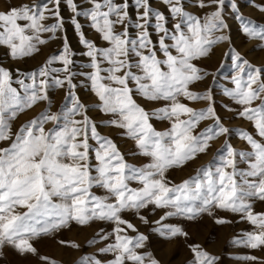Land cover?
Returning a JSON list of instances; mask_svg holds the SVG:
<instances>
[{
    "label": "snow or ice",
    "instance_id": "6c2138e0",
    "mask_svg": "<svg viewBox=\"0 0 264 264\" xmlns=\"http://www.w3.org/2000/svg\"><path fill=\"white\" fill-rule=\"evenodd\" d=\"M250 4L264 14V4ZM131 7L134 15L130 0H35L0 11V258L12 252L57 264L34 242L96 224L87 241L96 250L77 264H162L151 246L180 238L188 264H219L220 256L189 242L185 224L205 217L245 223L230 243L264 250V64L236 49L228 18L262 48L264 23L245 16L236 0H132ZM66 19L85 58L79 70ZM221 44L228 51L209 68L205 61ZM56 92L63 96L53 110ZM40 104L43 111L14 127ZM225 117L251 130L233 129ZM104 128L132 147L122 151ZM233 133L243 148L233 145ZM217 139L221 147L194 174L170 178Z\"/></svg>",
    "mask_w": 264,
    "mask_h": 264
},
{
    "label": "rangeland",
    "instance_id": "374dc122",
    "mask_svg": "<svg viewBox=\"0 0 264 264\" xmlns=\"http://www.w3.org/2000/svg\"><path fill=\"white\" fill-rule=\"evenodd\" d=\"M35 0H0V11H4L8 8L9 5H20V4H31ZM130 0V14L134 15L135 9L131 7ZM230 4V0H226ZM241 12L255 20L257 23H264V14L260 13L258 10L251 7L250 0H236ZM256 3L264 4V0H256ZM154 5H159V0H153ZM162 7V6H161ZM190 11H195V9H189ZM231 11L230 7L228 9ZM65 17L67 18L68 13L64 12ZM230 29L229 34L233 39V44L236 49L245 56L249 61L253 62L256 65L264 64V48L260 47V42L255 39H248L244 37L239 32L238 21L233 17L229 16ZM66 34L70 41V45L75 52V61L76 69L79 70L80 65L85 62V58H82L80 54L81 46L78 44L77 37L74 34L73 29L70 26V23L66 19ZM91 34V33H89ZM55 48V43L51 47L46 48L45 52H51ZM228 51V45L221 44L214 49V55L212 56L211 61H205V64L212 68L218 61L221 60L222 54ZM2 56V53H0ZM40 58L32 60L27 65H22L21 67L29 68L33 67L35 64L39 63ZM228 67L226 63V68ZM230 70V69H229ZM223 73L221 79H223ZM219 88V86H218ZM81 93L87 98V93L84 89H80ZM63 93L56 92L53 95V110L55 107L60 105L62 102ZM226 102V101H224ZM222 101L220 99L219 91L217 90V99L216 104L218 109L222 107ZM191 106L199 109L203 105L198 103H193ZM45 109L44 104L35 106L32 110L28 111L27 114H21L19 119L15 121L14 127L19 124L26 122L28 119L35 117L41 111ZM227 122V117H225ZM158 129L162 128L163 125L159 121L154 122ZM227 126L236 129L242 127L247 130H251L250 125L242 120H235L232 122H227ZM101 131L116 139L119 143V146L122 151L127 152L128 149L132 147L131 143H125L120 140L118 134L109 128L101 129ZM231 142L237 148H243L244 145L238 140L235 133L230 137ZM222 139H217L211 144V148L208 152V155H202L199 160L195 163H190L183 170H173L170 173V178L175 182H179L182 178H186L189 175L194 174V169L200 165L206 164L207 161L211 158L212 154L221 147ZM130 162L139 163L138 160L132 159L129 157ZM96 194H102L101 190L93 189ZM257 211H260L261 208L258 205L256 208ZM220 215H226L225 213H220ZM229 219H235L234 217L229 216ZM135 222V221H134ZM141 231H147L146 226L139 225ZM186 230L189 232L191 240L189 242L200 243L206 250L209 252L220 256L219 264H249L241 259L244 255H253L259 258L260 261H264V250H250L242 246H236L230 243L232 238L235 235H238L242 229L249 227L245 223L237 222L232 224L225 225H216L214 221L208 217L198 221V222H187L185 224ZM98 231V226L93 224L91 227H84L83 229L79 227H73L70 231L64 230L60 233H57L56 237L53 238H43L39 241L34 242V246L37 247L40 254L50 257L55 260L57 264H77L82 254L95 252V248H90L87 246V241L91 239L94 233ZM65 241H74L81 245L79 250L72 249L67 245H60L57 243L58 240ZM98 247V246H97ZM151 250L154 251V254L158 259L162 261V264H188V261L191 259L190 251L187 247V244L184 242L183 238L174 240L172 243H163L159 246H151ZM102 259H110V257H101ZM0 264H41V262L36 257H20L15 255L12 252H6V258H0Z\"/></svg>",
    "mask_w": 264,
    "mask_h": 264
}]
</instances>
